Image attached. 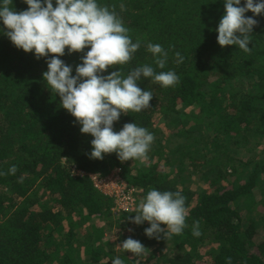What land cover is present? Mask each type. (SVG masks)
<instances>
[{
	"label": "trees",
	"instance_id": "1",
	"mask_svg": "<svg viewBox=\"0 0 264 264\" xmlns=\"http://www.w3.org/2000/svg\"><path fill=\"white\" fill-rule=\"evenodd\" d=\"M97 3L114 10L133 43L140 42L129 62L100 75L126 77L149 65L179 76L167 88L142 77L138 87L152 93L150 107L122 113L113 124L119 132L135 123L154 136L143 161L148 170L115 152L90 158L94 137L81 133L44 81L51 54L38 59L16 48L0 20V264H112L117 257L124 264H229V258L230 264H264V13L255 16L245 53L217 42L225 0ZM12 8L19 13L28 5L13 0ZM149 43L167 52L164 69ZM89 50L69 54L66 48L59 58L75 76ZM13 165L17 172L4 174ZM118 170L137 193L135 206L115 215L113 199L91 175ZM153 189L185 197L184 230L148 238L142 258L118 256L117 244L148 228L147 221L140 229L131 221ZM197 221L199 237L193 235Z\"/></svg>",
	"mask_w": 264,
	"mask_h": 264
},
{
	"label": "clouds",
	"instance_id": "2",
	"mask_svg": "<svg viewBox=\"0 0 264 264\" xmlns=\"http://www.w3.org/2000/svg\"><path fill=\"white\" fill-rule=\"evenodd\" d=\"M12 3L13 0L0 3V20L7 29V37L16 48L25 53L34 52L38 59L51 54L52 58L46 61L48 70L43 73L44 81L59 95L61 106L82 126L81 133L94 137L90 158L102 160L105 154L115 152L121 161L147 160L154 136L135 123L125 124L119 132L113 130V124L122 113L140 112L150 107L152 93L138 87L137 82L142 77L152 78L167 88L177 84L179 76L174 71L157 72L149 65L135 68L126 77L120 71L100 75L115 65L129 62L140 48V42L133 43L116 12L98 5L97 0H56V7L53 0H43V3L24 0L28 9L19 13L13 10ZM240 5L241 0H225L217 42L222 48L235 45L249 53L253 29L258 26L255 16L264 13V0L255 3L245 0V6ZM247 12L254 16L246 17ZM66 48L69 54L90 48L82 64L76 66L75 76L72 67L59 58ZM147 49L156 57L158 68L164 69L167 52L162 46L149 43ZM176 57L178 62H183L179 52ZM16 172L17 167L13 165L4 174ZM137 213L131 222L140 225L147 221L150 227L145 229V235L159 239L161 233L165 237L181 234L188 210L180 192L153 189L139 204ZM193 235H201L198 221L193 225ZM117 247L136 256L146 250L140 241L131 237ZM112 264L124 262L117 257Z\"/></svg>",
	"mask_w": 264,
	"mask_h": 264
},
{
	"label": "built area",
	"instance_id": "3",
	"mask_svg": "<svg viewBox=\"0 0 264 264\" xmlns=\"http://www.w3.org/2000/svg\"><path fill=\"white\" fill-rule=\"evenodd\" d=\"M78 175L84 176V173L78 172ZM91 179L97 189L113 199V214L129 212L135 206L137 190L128 185L121 177L119 170L110 176L91 175ZM139 193L142 192L140 191Z\"/></svg>",
	"mask_w": 264,
	"mask_h": 264
},
{
	"label": "rangeland",
	"instance_id": "4",
	"mask_svg": "<svg viewBox=\"0 0 264 264\" xmlns=\"http://www.w3.org/2000/svg\"><path fill=\"white\" fill-rule=\"evenodd\" d=\"M143 161H145V160H143ZM143 161H141V160H137V161H135V162H131V164H129V166H131V167H135V168H139V169H146V170H148V168H147V165L145 166L144 164V162ZM194 190H196V189H194ZM197 192L199 191V190H196ZM201 191V190H200ZM115 215H118V214H115ZM99 223V222H98ZM147 227L149 228L150 227V224H147ZM140 228H142L141 227V225H137V228L136 229H140ZM86 230H88V231H90V228H88V227H86ZM129 237H131L132 239H135V240H138V241H140L141 243H142V245L143 246H146V241H147V239L149 238L148 236H146L145 235V230L143 231V232H141V233H137L136 235H130ZM118 238L116 237L115 238V241L117 240ZM150 239V238H149ZM119 245H121L120 243L119 244H117L116 245V249H115V251L118 253L117 255L118 256H120V255H127V254H129L130 252H125L122 248H119V247H117V246H119ZM130 256L131 257H136V255L135 254H132V253H130ZM142 256V255H141ZM140 256V257H141ZM142 258V257H141Z\"/></svg>",
	"mask_w": 264,
	"mask_h": 264
}]
</instances>
